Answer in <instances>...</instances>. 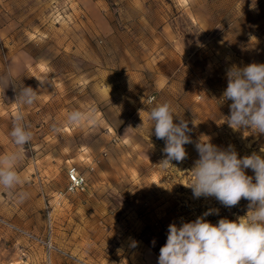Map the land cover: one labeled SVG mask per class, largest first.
<instances>
[{"label": "rangeland", "instance_id": "obj_1", "mask_svg": "<svg viewBox=\"0 0 264 264\" xmlns=\"http://www.w3.org/2000/svg\"><path fill=\"white\" fill-rule=\"evenodd\" d=\"M251 63L264 64V0H0V155L16 150L9 133L18 113L33 133L15 190L28 195L0 187V218L50 240L54 264H158L170 224L209 209L219 210L205 217L214 225L234 211L245 216L248 200L227 208L185 185L201 139L264 158V134L232 129V101H221L228 69ZM23 87L39 94L31 106L15 100ZM164 102L175 124L187 121L193 141L169 165L149 119ZM74 110L95 119L71 125ZM49 165L46 185L60 202L52 227L45 189L49 209L38 226L36 171ZM72 165L84 191L66 190ZM44 252L0 223V264H48Z\"/></svg>", "mask_w": 264, "mask_h": 264}, {"label": "clouds", "instance_id": "obj_2", "mask_svg": "<svg viewBox=\"0 0 264 264\" xmlns=\"http://www.w3.org/2000/svg\"><path fill=\"white\" fill-rule=\"evenodd\" d=\"M226 75L227 88L221 101H232L226 122L234 130L245 128L264 134V64L233 65ZM10 84L14 85L8 82L6 88ZM38 95L31 87H23L15 100L31 106ZM174 114L169 102L156 104L149 111L155 136L165 141L162 151L166 159L161 163L164 165H169L172 160L183 161L187 156L184 145L193 142L187 135L190 131L187 121L181 119L175 124ZM86 119L94 120L95 116L74 110L68 113L67 123L76 125ZM9 135L16 150L0 155V187L23 200L28 194L15 192L22 183L18 167L24 159L23 149L32 141L33 133L25 124L22 113L15 116ZM195 147L199 159L190 171V183L185 185L192 189L194 197H215L227 208L236 206L243 198L249 201V210L235 221L221 218L215 225L205 217L213 213L218 215V209H209L179 227L170 224L166 243L160 248L158 264H264V158L256 152L240 158L234 146L221 149L209 138L201 139ZM249 168L253 170L254 178L246 175L245 169Z\"/></svg>", "mask_w": 264, "mask_h": 264}, {"label": "crops", "instance_id": "obj_3", "mask_svg": "<svg viewBox=\"0 0 264 264\" xmlns=\"http://www.w3.org/2000/svg\"><path fill=\"white\" fill-rule=\"evenodd\" d=\"M39 169H37L36 171V174H37V177H38V182H39V185H38V219L39 221L41 222H38V226L41 224H44L45 223V217L43 216V214L40 213L41 210L44 211V209L48 210L49 209V206H47V202H46V199H44L45 203H43L42 201V194L44 193L43 190L45 189V193L48 192L50 194V202H51V213L48 214V216H53V218L49 217V224L51 225L52 227V219L54 220L55 219V215L56 213L58 212V206H59V197L56 195L57 192L55 190H53L51 187L49 188V186H47V182L51 176V173H52V167L49 165V166H41V167H38ZM26 171L25 170H19V175L22 177V178H26ZM49 202V200H47ZM55 253H53L52 251H48V256L46 257V254L45 252L43 253L42 257L46 260L47 259V262L48 264H54V258H55Z\"/></svg>", "mask_w": 264, "mask_h": 264}, {"label": "built area", "instance_id": "obj_4", "mask_svg": "<svg viewBox=\"0 0 264 264\" xmlns=\"http://www.w3.org/2000/svg\"><path fill=\"white\" fill-rule=\"evenodd\" d=\"M153 98H154L153 96H150L149 101H151ZM85 186H86L85 177L82 174H80V172L77 170V168L75 166H73V165L70 166L67 169V187H66L67 192H81V191H84ZM0 223L11 226L14 229L20 231L23 235H25L29 239H32V240H35V241L41 243L43 246H45V248L48 251L55 249L53 243L50 240L34 236L31 233H29L28 231L19 229L18 227L4 221V219H2V218H0Z\"/></svg>", "mask_w": 264, "mask_h": 264}, {"label": "trees", "instance_id": "obj_5", "mask_svg": "<svg viewBox=\"0 0 264 264\" xmlns=\"http://www.w3.org/2000/svg\"><path fill=\"white\" fill-rule=\"evenodd\" d=\"M236 216H237V212L234 211V213L230 215V217L228 218V220L235 221L236 220ZM218 221L219 220L216 221V224L218 223Z\"/></svg>", "mask_w": 264, "mask_h": 264}]
</instances>
